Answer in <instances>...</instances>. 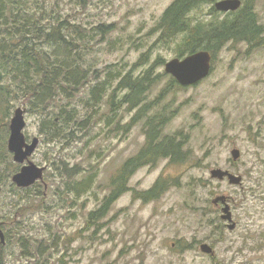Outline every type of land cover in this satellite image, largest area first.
<instances>
[{
    "label": "rangeland",
    "instance_id": "374dc122",
    "mask_svg": "<svg viewBox=\"0 0 264 264\" xmlns=\"http://www.w3.org/2000/svg\"><path fill=\"white\" fill-rule=\"evenodd\" d=\"M173 1L37 0L39 7L44 4L49 11L46 17L64 18L80 26L85 43L78 62L88 72L75 94L57 97L47 107L48 114L41 107L32 108L21 97L25 94L20 88L0 102V152L3 148L6 152L0 160L4 264H264V40L258 45L229 41L214 54L206 50L211 54L209 74L183 86L165 72L164 65L188 54L180 55L174 40L155 44L161 33L157 23ZM216 1L200 5L191 14L206 20L222 18L223 12L214 8ZM241 3L256 13L263 25L259 36L264 39V0ZM100 23L114 28L102 37L92 28ZM143 53H148L147 61L135 68V74L148 71L154 79L147 94L146 102L154 103L148 114L162 109L170 117L163 133L180 134L187 157L182 162L160 159L153 166L138 168L128 182L129 190L103 216L90 220V212L112 190L121 164L145 141V118L129 126L135 111L116 104L112 113L109 102L118 83L117 76L109 77V72L125 74ZM157 60L162 63L156 64ZM5 67L11 69V62ZM100 81H105V91L92 111L87 102L89 98L93 102L89 91ZM120 95L117 89L116 97ZM60 103L74 107V120L90 117L87 135L79 131L49 139L40 133ZM17 107L24 108L26 141L39 139L29 159L45 168L42 180L25 191L11 181L22 164L7 149L9 124ZM109 117L113 118L111 125ZM233 148L240 151L236 161L230 154ZM59 161L68 167L81 166L75 181L85 180L89 188L78 194L64 192L66 176L56 168ZM214 168L240 175L242 184L211 178ZM159 179L168 185L159 198L137 197ZM216 195L228 197L236 223L232 230L211 202ZM8 200L15 206L6 204ZM202 243L210 245L214 254L200 251Z\"/></svg>",
    "mask_w": 264,
    "mask_h": 264
},
{
    "label": "trees",
    "instance_id": "16d2710c",
    "mask_svg": "<svg viewBox=\"0 0 264 264\" xmlns=\"http://www.w3.org/2000/svg\"><path fill=\"white\" fill-rule=\"evenodd\" d=\"M212 1L215 0H174L164 10L157 23V29L161 33L155 44L163 45L166 40H174L180 55L198 50H208L214 54L229 41H246L251 45H258L264 40L259 36L263 25L258 23L256 13L251 11L250 7L243 6L237 11L224 12L222 18L214 17L209 20L191 14L193 9ZM47 12L49 13L46 6L42 4L39 7L37 0H0V102L8 100V94L20 88L25 94L21 97L27 98L32 108L41 107L48 114L47 107L56 102L54 100L57 97L75 94L86 80L88 69L78 62L84 52L81 45L85 43L80 26L74 22L69 23L64 18H48ZM92 28L93 32L97 30V33L99 31L104 37L114 26L100 23ZM70 37L73 40H70ZM73 45L77 50H74ZM147 56L148 53H143L138 62L125 74L109 72V77L117 76L118 79L117 88L110 94V112H114L116 104L129 106V110L135 111L129 126L145 118L143 125L145 141L134 156L121 164L117 175L112 179V190L103 198L100 207L90 212V220L103 216L115 200L129 190L128 182L138 168L145 165L153 166L160 159L182 162L187 157L188 152H184L180 134L163 133L164 124L168 123L170 117L164 115L162 109L152 115L148 114L151 110L150 105L154 103L146 102L147 94L154 79L148 71L142 75L135 74V68L145 64ZM10 62L12 67L7 69L5 63ZM161 63V60L156 61V64ZM94 73L97 74V71L94 70ZM171 83L176 81L171 79ZM13 86L15 88H12ZM117 89L121 91L119 97H116ZM167 90L169 86L164 92ZM102 91H105V81H100L90 88L89 95L93 102L90 101L91 98L87 102L91 104L89 107L92 111L100 103ZM27 94H30V97ZM162 94L161 92L160 95ZM159 97L157 96L156 100ZM62 104H59L57 114L51 115L52 117L48 115L49 119L42 124L40 133L49 139L73 135L79 131L87 135L92 126L90 117H81L80 121L74 120V116L71 115L75 112L74 107L69 105L70 107L66 108L68 106L65 104L62 107ZM67 113L69 116L64 115ZM111 121L113 122V118L109 117L107 123L111 125ZM5 158L6 152L3 148L0 160ZM56 168L62 169V174L66 176L64 192L78 194L89 188V183L86 184L85 180L78 183L75 181L76 175L81 172L79 170L81 166L75 164L68 167L65 162L59 161ZM166 188L168 185L159 179L148 190L138 192L137 197L147 201L154 200L159 198ZM11 202L8 200L6 204ZM22 252L27 254L28 251L24 249ZM0 264H4L1 252Z\"/></svg>",
    "mask_w": 264,
    "mask_h": 264
},
{
    "label": "water",
    "instance_id": "95a60500",
    "mask_svg": "<svg viewBox=\"0 0 264 264\" xmlns=\"http://www.w3.org/2000/svg\"><path fill=\"white\" fill-rule=\"evenodd\" d=\"M241 6V0H218L214 3L216 10L221 12L234 11ZM166 73L171 74L181 85H192L204 77L211 70V54L206 50H199L190 53L182 59L172 58L164 65ZM24 108L17 107L10 120L9 136L7 140V149L13 155L16 163L22 164L19 171L11 177L12 182L17 187H29L37 180H42L44 167H38L29 160V156L33 153L39 143V139L34 137L31 142H27L23 133L25 127ZM232 160L236 161L240 157V151L236 148L230 151ZM210 176L213 179L224 180L230 185H241L242 177L231 172L228 169L214 168L210 170ZM1 192V184H0ZM211 202L215 205L222 204L220 218L226 222L227 228L232 230L236 223L233 221L232 213L226 195H216ZM0 241L3 243V234L0 232ZM200 251L205 254L213 255L214 251L207 243H202L199 247Z\"/></svg>",
    "mask_w": 264,
    "mask_h": 264
},
{
    "label": "flooded vegetation",
    "instance_id": "af4514ba",
    "mask_svg": "<svg viewBox=\"0 0 264 264\" xmlns=\"http://www.w3.org/2000/svg\"><path fill=\"white\" fill-rule=\"evenodd\" d=\"M238 10V9H237ZM236 10V11H237ZM218 208H220V210H221V208H222V204L221 203H218L217 205H216ZM224 223V222H223Z\"/></svg>",
    "mask_w": 264,
    "mask_h": 264
},
{
    "label": "bare ground",
    "instance_id": "6f19581e",
    "mask_svg": "<svg viewBox=\"0 0 264 264\" xmlns=\"http://www.w3.org/2000/svg\"><path fill=\"white\" fill-rule=\"evenodd\" d=\"M46 41V40H45Z\"/></svg>",
    "mask_w": 264,
    "mask_h": 264
}]
</instances>
